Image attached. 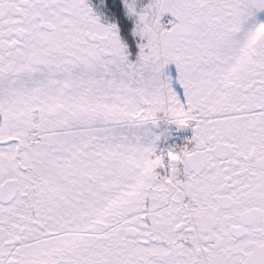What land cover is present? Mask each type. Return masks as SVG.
I'll list each match as a JSON object with an SVG mask.
<instances>
[{"label":"snow or ice","instance_id":"1","mask_svg":"<svg viewBox=\"0 0 264 264\" xmlns=\"http://www.w3.org/2000/svg\"><path fill=\"white\" fill-rule=\"evenodd\" d=\"M99 5L0 0V264H264V0Z\"/></svg>","mask_w":264,"mask_h":264},{"label":"flooded vegetation","instance_id":"2","mask_svg":"<svg viewBox=\"0 0 264 264\" xmlns=\"http://www.w3.org/2000/svg\"><path fill=\"white\" fill-rule=\"evenodd\" d=\"M168 16L169 15H167L164 19L161 20V23L162 24H164L165 21H169L170 19H175L172 16L171 17L169 16L170 18ZM119 20H120L119 24H120V27H121V36H122V39H124V41L127 44L130 45V51L132 53V56L130 58L134 60L135 57H136V55L138 54V51H139V49L137 47V44L139 42V38H134L133 35H132V29L134 28V21L131 20V19L126 18L124 16L123 12H121V11H120ZM110 21H113V20H110ZM116 21H118V20H116ZM174 22L175 21H173V23ZM170 66H169V69H168V73L170 75H172L173 77H175V75H176V69H175V67H170ZM164 125L165 124H162L159 128H153V132L156 135H160L161 136V140L158 143V149L160 148V146H161V144L163 142V138H164ZM157 171L160 173L161 176H164L161 169H158Z\"/></svg>","mask_w":264,"mask_h":264},{"label":"built area","instance_id":"3","mask_svg":"<svg viewBox=\"0 0 264 264\" xmlns=\"http://www.w3.org/2000/svg\"><path fill=\"white\" fill-rule=\"evenodd\" d=\"M178 126L172 124L167 125L165 127L166 132V142L164 144V147L162 149L163 154L166 156L167 151L169 149H176L179 151L183 148H190L191 144L190 141L193 137V131L191 128H180V130H177ZM164 175L168 174V171L166 169H163Z\"/></svg>","mask_w":264,"mask_h":264},{"label":"trees","instance_id":"4","mask_svg":"<svg viewBox=\"0 0 264 264\" xmlns=\"http://www.w3.org/2000/svg\"><path fill=\"white\" fill-rule=\"evenodd\" d=\"M92 1L94 2L95 6H98V7L100 8L101 11L105 12L106 15L109 16L108 18H109L110 20H113V22H116V20H118V22H120V20H119V17H120V11H119L118 9H117V14H116V16L114 17V16H112V14H111L110 12H107L106 9H103L102 6L99 5V0H92ZM115 19H116V20H115ZM159 149H160V148H159Z\"/></svg>","mask_w":264,"mask_h":264},{"label":"rangeland","instance_id":"5","mask_svg":"<svg viewBox=\"0 0 264 264\" xmlns=\"http://www.w3.org/2000/svg\"><path fill=\"white\" fill-rule=\"evenodd\" d=\"M91 2H92V4L95 6V4H94V2L91 0ZM149 2V0H142V3L143 4H147ZM98 7V6H97ZM98 10H100V8L98 7ZM106 14V13H105ZM167 15H169L170 17H171V14H165L163 17H162V19H164ZM108 16V15H107ZM168 16V17H169ZM109 17V16H108ZM169 17V18H170ZM260 19L262 20V21H264V14H261L260 15ZM174 21H175V19H174ZM170 67H175L174 65H171Z\"/></svg>","mask_w":264,"mask_h":264},{"label":"bare ground","instance_id":"6","mask_svg":"<svg viewBox=\"0 0 264 264\" xmlns=\"http://www.w3.org/2000/svg\"><path fill=\"white\" fill-rule=\"evenodd\" d=\"M165 23H166L167 28H170V27H171V24H172L173 22H172V21H170V22H169V21H166Z\"/></svg>","mask_w":264,"mask_h":264}]
</instances>
